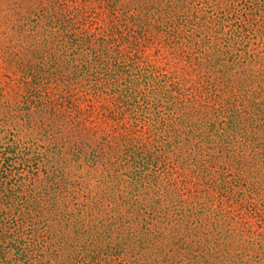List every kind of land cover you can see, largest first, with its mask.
<instances>
[{
	"label": "rangeland",
	"instance_id": "obj_1",
	"mask_svg": "<svg viewBox=\"0 0 264 264\" xmlns=\"http://www.w3.org/2000/svg\"><path fill=\"white\" fill-rule=\"evenodd\" d=\"M42 1L51 15L50 25L62 36L88 40L104 35L118 44L122 51L114 54L123 52L122 58L129 57L125 61H131L129 69L137 74L140 88L146 84L160 87L165 81L195 92L197 83L213 77L212 69L206 71L211 68L206 65L209 62L204 63L198 55L203 52L216 58L217 49L231 48L242 63L238 70L245 74L241 76L243 81L233 83L235 96L222 95L231 96L248 111L253 109L252 102H261L263 114L259 117H264V0ZM24 4L28 0H0V150L14 167L28 164L22 173L28 170V178L31 171L38 170L31 180L33 185L28 179V192L31 187L44 186L47 175H54L62 178L67 190L78 191L77 196L94 195L99 191L101 170L89 166L87 145L108 138L109 133H132L136 123L138 132L146 136L150 125L141 112L136 115L138 122L132 113L117 110L109 123H117L116 129L100 125L94 116L95 136L87 139L68 131L64 118H52L50 106L38 102L33 94L50 92L54 85V91L61 90L64 79L59 72L50 75L55 72L49 69L52 62L45 59V64L41 54L32 56L29 52L28 39L21 30L20 16H28L20 9ZM98 43L105 47L104 42ZM37 73L50 76L36 85L32 75ZM36 86L38 90H34ZM16 91L27 93L26 103H18L22 98L14 97ZM89 95L82 99L90 98L95 106L107 104L114 109L110 95ZM86 104L89 101L81 103ZM147 140L149 150L156 148L155 157L184 168V174L178 177L164 172L159 177L162 188L154 197L160 200L161 220L178 236H187L183 238L188 250L182 263L264 264V155L250 153L249 149L235 150L228 159L215 158L217 150H192L195 161L189 164L191 160L184 161L183 149L187 148L178 149L175 143L167 147L172 150L169 153L165 146L157 147L151 138ZM23 157H28V163L22 161ZM180 212L194 223L185 226L181 216L174 217ZM105 217L101 213L99 218ZM173 217L175 221H171ZM127 224L101 228L103 234L93 242L83 236L66 238L54 231L52 223L48 228L42 224L26 226L22 236L25 253L12 250V256L7 254L5 258H11L7 264H175L178 257L168 252L167 243L160 242L148 250ZM166 252L171 259L164 256Z\"/></svg>",
	"mask_w": 264,
	"mask_h": 264
},
{
	"label": "trees",
	"instance_id": "obj_2",
	"mask_svg": "<svg viewBox=\"0 0 264 264\" xmlns=\"http://www.w3.org/2000/svg\"><path fill=\"white\" fill-rule=\"evenodd\" d=\"M99 1L105 4L109 0ZM20 9L28 14L21 15L20 19L23 21L21 30L28 39L29 52L32 56L41 54V62L45 59L52 62L49 69L55 72L49 74L59 72L60 79H64L61 90L54 91L57 89L54 85L50 92L33 94L38 102L50 106L52 118H64L68 131L90 139L95 136L92 117L95 116L100 125L116 129L117 123L113 126L109 123L117 110L132 113L137 121L136 115L141 112L140 115L150 125V133L146 136L140 134L136 123L132 133L120 136L109 133L108 138H102V141L86 143L89 166L95 167V171L101 170V180H98V192L81 197L77 196L78 191L67 190L61 184L62 178L54 175H47L44 186L31 187L28 192V179L33 185L31 180L38 175V170L31 171L28 178V170L22 174L28 169V164H20L16 168L9 162L10 158L4 150H0V263L11 262V258L7 260L5 255L12 256V250L25 253L26 244L22 236L26 226L42 224L48 228L52 223L54 231L66 238L72 236L77 240L83 236L86 241L93 242L103 234L104 227L128 223L125 226L135 233L133 236H137L141 245H147V249L151 250L160 242H165L168 252L178 257L175 264H183L181 258L188 250L183 238L187 236H178L161 220L160 200L154 197L162 188L159 177L164 172L178 177L184 174V168L182 164L176 168L174 163L165 162L161 156L155 157L156 148L149 150L147 139L158 143L157 147L165 146L169 153L172 150L167 147L175 143H178V149L187 148L183 149V153L185 163L191 160L189 164L195 161L196 155L192 150L213 149L217 150L215 158L228 159L235 150L249 149L250 153L264 155V117H259L263 114L260 111L262 103L252 102L253 109L248 111L246 106L237 105L236 100L231 98L235 96L233 83L243 81L241 76L245 74L243 70H238L242 63H238L237 54L227 46L216 50V58L200 52L198 59L209 62L206 65L211 68L207 67L206 71L212 69L213 77L209 76L202 84L197 83L195 92L165 81L160 87H147L146 84L145 88H140L137 74L129 69L131 61H125L129 57L125 55L122 58L123 52L118 56L114 54L122 49L118 44H112V39L103 34L88 40L81 36H62L50 25L48 19L51 15L42 0H28V4L21 5ZM98 40L104 42L105 47L97 44ZM50 75L37 73L32 76L37 85ZM37 87L34 90H38ZM26 94L16 91L14 97L22 98L18 103H26ZM89 94L98 97H101L100 94L110 95L114 109L107 104L95 106L90 98L85 99L90 104L82 106L85 101L82 96ZM222 94L231 96L226 98ZM159 133L161 136H158ZM173 137L175 139L171 141ZM22 161L28 163V157H23ZM178 169L181 171L178 172ZM101 213L106 217L99 218ZM176 216H181L185 226L194 223L182 212ZM54 251L57 253V250ZM168 252L164 256L171 259Z\"/></svg>",
	"mask_w": 264,
	"mask_h": 264
}]
</instances>
